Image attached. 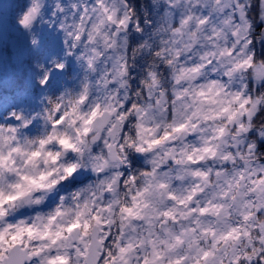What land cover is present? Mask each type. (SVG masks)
<instances>
[{
	"label": "clouds",
	"instance_id": "obj_1",
	"mask_svg": "<svg viewBox=\"0 0 264 264\" xmlns=\"http://www.w3.org/2000/svg\"><path fill=\"white\" fill-rule=\"evenodd\" d=\"M0 264H264V0H0Z\"/></svg>",
	"mask_w": 264,
	"mask_h": 264
},
{
	"label": "rangeland",
	"instance_id": "obj_2",
	"mask_svg": "<svg viewBox=\"0 0 264 264\" xmlns=\"http://www.w3.org/2000/svg\"><path fill=\"white\" fill-rule=\"evenodd\" d=\"M2 78L4 79L5 82H7V76H6V74Z\"/></svg>",
	"mask_w": 264,
	"mask_h": 264
},
{
	"label": "snow or ice",
	"instance_id": "obj_3",
	"mask_svg": "<svg viewBox=\"0 0 264 264\" xmlns=\"http://www.w3.org/2000/svg\"><path fill=\"white\" fill-rule=\"evenodd\" d=\"M29 17L25 16L24 22L26 23L28 21Z\"/></svg>",
	"mask_w": 264,
	"mask_h": 264
}]
</instances>
